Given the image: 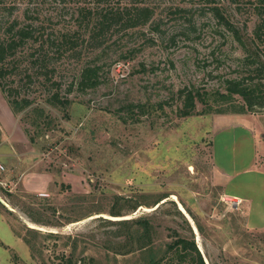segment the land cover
Instances as JSON below:
<instances>
[{
    "label": "rangeland",
    "instance_id": "1",
    "mask_svg": "<svg viewBox=\"0 0 264 264\" xmlns=\"http://www.w3.org/2000/svg\"><path fill=\"white\" fill-rule=\"evenodd\" d=\"M106 1L153 15L112 28L95 48L96 0L3 2V29L15 21L33 34L3 82L32 103L14 114L0 90V153L11 165L0 162V214L22 239L15 253L0 248V264H146L174 235L193 240L204 264H264V202L225 189L215 168H247L252 136V171L264 176V108L247 111L226 90L256 81L253 63L264 68L254 33L264 0ZM37 52L47 54L51 81L32 66ZM87 64L98 67L96 84L78 87ZM54 93L70 105H48ZM188 93L195 110L183 117ZM138 217L151 224L142 250L117 223Z\"/></svg>",
    "mask_w": 264,
    "mask_h": 264
},
{
    "label": "trees",
    "instance_id": "2",
    "mask_svg": "<svg viewBox=\"0 0 264 264\" xmlns=\"http://www.w3.org/2000/svg\"><path fill=\"white\" fill-rule=\"evenodd\" d=\"M4 1L5 0H0V10H4ZM106 2V0H96L94 9L88 11L89 16L92 17V21L94 22L90 40L97 43L95 48L102 47L103 41L100 42L98 39L104 38L112 28L118 27L117 30L121 31L145 26L150 22L153 15V11L148 7H139L134 4L120 10L109 8V6L105 5L107 4ZM213 10L217 13V9ZM226 26L234 33V30L228 23ZM254 33L256 38L264 39V19L262 23L256 27ZM32 34V25H20L13 21L3 29L2 23H0V90L5 95L6 102L14 114H16L19 109L27 107L32 102L27 99L19 101L17 97H15L13 89L6 87L3 82L6 78L13 76V74L16 75L14 70L15 58L17 57V53L28 44ZM65 37L66 36H62L61 38L65 39ZM29 56L32 66L44 69L46 72L45 78L47 79L48 77L47 80L51 81V74H53V71L52 69H48L47 54L37 52V54L32 53ZM253 64L255 68L254 72L257 77L256 81L251 80L248 83H240L237 80L229 81L227 82L226 89L229 95H238L242 99L247 111H250L254 106L264 108V68L262 64ZM97 68L98 67L93 64L83 66L79 73L78 80L75 83L76 86H94L96 84L95 76L97 75ZM49 76L51 78H49ZM26 78L30 81L31 76L26 75ZM52 84L55 85L56 83L52 82ZM198 100H201V97H198ZM45 102L50 106L58 105L62 109H66L70 105L68 99H60L57 93L51 95ZM194 110L195 96L192 93H188L183 98L181 116L188 117L192 115ZM29 141L32 143L33 139L29 138ZM120 201H122V198L117 197L116 203H120ZM109 214L114 217H119L120 213L112 209ZM33 222L38 223L37 221ZM117 223L125 226L126 229L133 230L132 233L135 232L136 240L139 242V249H144V242L149 239V231L151 229V224L147 217L121 220ZM23 241L28 244L25 237ZM165 249L166 251H164L163 255L160 257H158V253H151L146 264H204L193 240L174 235L170 242L167 243ZM66 260L67 264H73L71 258H67Z\"/></svg>",
    "mask_w": 264,
    "mask_h": 264
},
{
    "label": "crops",
    "instance_id": "3",
    "mask_svg": "<svg viewBox=\"0 0 264 264\" xmlns=\"http://www.w3.org/2000/svg\"><path fill=\"white\" fill-rule=\"evenodd\" d=\"M0 130L5 131L1 121ZM252 144H254V138L251 136L249 144L250 151L248 155L249 166L247 168L237 170L238 168L232 167L231 171L229 169L226 171L227 165L225 164L216 166L215 168L218 173V180L223 184L222 186H224L225 189H228L240 199L258 200L262 204V202H264V176L261 173L252 171L256 151L255 145L253 147ZM0 162L5 163L9 167L11 166L8 159L4 158L1 153ZM11 162H13V160ZM24 181L21 179L20 182L24 183ZM0 229H2V231H0V248L5 249L9 253H11V251L15 253L16 249L20 246L22 239L14 234L2 214H0ZM7 235L8 240L6 244L5 236ZM6 258L8 259L7 255ZM9 264H12L10 260Z\"/></svg>",
    "mask_w": 264,
    "mask_h": 264
},
{
    "label": "bare ground",
    "instance_id": "4",
    "mask_svg": "<svg viewBox=\"0 0 264 264\" xmlns=\"http://www.w3.org/2000/svg\"><path fill=\"white\" fill-rule=\"evenodd\" d=\"M173 199H175V197L173 196ZM181 204V203H180ZM180 204H178V208L181 210V212H183L185 215H186V217L190 220V218L188 217V215H187V213L185 212V210L183 209V207L180 205ZM191 221V220H190ZM193 223V222H192ZM191 223V224H192ZM29 226H33L32 224H30ZM36 227V226H35ZM194 228V230H195V232H197L196 231V229H195V227H193ZM197 240H199V239H197Z\"/></svg>",
    "mask_w": 264,
    "mask_h": 264
},
{
    "label": "built area",
    "instance_id": "5",
    "mask_svg": "<svg viewBox=\"0 0 264 264\" xmlns=\"http://www.w3.org/2000/svg\"><path fill=\"white\" fill-rule=\"evenodd\" d=\"M0 170L3 171V167L0 166ZM0 185H3V183H0ZM234 203L236 204L235 201H233V204H234Z\"/></svg>",
    "mask_w": 264,
    "mask_h": 264
},
{
    "label": "water",
    "instance_id": "6",
    "mask_svg": "<svg viewBox=\"0 0 264 264\" xmlns=\"http://www.w3.org/2000/svg\"><path fill=\"white\" fill-rule=\"evenodd\" d=\"M0 202H1L2 204L6 205V204L3 202V200H2V199H0ZM33 228H35V227H33Z\"/></svg>",
    "mask_w": 264,
    "mask_h": 264
}]
</instances>
